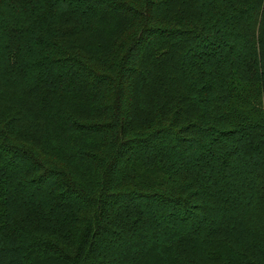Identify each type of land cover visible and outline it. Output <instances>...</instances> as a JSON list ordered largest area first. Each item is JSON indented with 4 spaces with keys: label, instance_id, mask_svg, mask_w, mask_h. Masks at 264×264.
I'll use <instances>...</instances> for the list:
<instances>
[{
    "label": "trees",
    "instance_id": "obj_1",
    "mask_svg": "<svg viewBox=\"0 0 264 264\" xmlns=\"http://www.w3.org/2000/svg\"><path fill=\"white\" fill-rule=\"evenodd\" d=\"M0 264H264V0H0Z\"/></svg>",
    "mask_w": 264,
    "mask_h": 264
}]
</instances>
